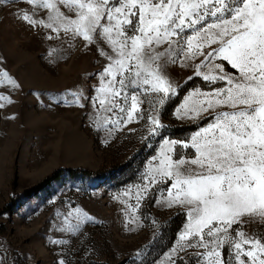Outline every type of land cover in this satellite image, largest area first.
I'll return each instance as SVG.
<instances>
[{
	"label": "snow or ice",
	"instance_id": "obj_1",
	"mask_svg": "<svg viewBox=\"0 0 264 264\" xmlns=\"http://www.w3.org/2000/svg\"><path fill=\"white\" fill-rule=\"evenodd\" d=\"M15 3L0 0L10 8ZM26 3L30 9L17 10V20L32 29L50 30L48 39L61 44L82 40L86 49L95 46L107 61L95 74L99 85L91 97L104 127L146 119L148 139L160 136L158 115L141 105L147 97L161 107L173 99L179 85L168 77V67L190 66L189 61L203 57L194 75L210 85L223 84L189 93L175 115L181 121L208 123L188 140L163 139L137 186L136 207L150 191L159 190L158 203L186 212L181 243L172 249L175 257L169 256L172 264H264V240L243 230L246 223L264 226V0ZM215 60L225 61L235 72ZM202 67L208 71L201 73ZM68 96L83 107L82 95L70 91ZM233 225H240L235 236ZM5 259L0 254V264Z\"/></svg>",
	"mask_w": 264,
	"mask_h": 264
},
{
	"label": "rangeland",
	"instance_id": "obj_2",
	"mask_svg": "<svg viewBox=\"0 0 264 264\" xmlns=\"http://www.w3.org/2000/svg\"><path fill=\"white\" fill-rule=\"evenodd\" d=\"M29 9L26 0H16L14 8L0 5V74L7 73L0 75V254L5 264H172L169 256L175 257L172 249L181 243L187 214L158 203L159 190L150 191L137 208V186L163 139L188 140L207 125L206 119L176 117L189 93L223 82L210 85L194 75L203 57L190 66L170 65L167 74L179 94L162 107L152 97L141 105L158 115L160 136L148 139L146 119L104 127L91 97L99 85L95 74L107 61L95 46L86 49L82 40L61 44L48 39L50 30L16 19L17 10ZM214 63L235 72L225 61ZM70 91L82 95L83 107L73 103ZM56 170L63 171L59 179L34 190ZM66 226L67 231L60 230ZM239 227L233 225V236ZM243 230L264 240L260 224L246 223Z\"/></svg>",
	"mask_w": 264,
	"mask_h": 264
},
{
	"label": "trees",
	"instance_id": "obj_3",
	"mask_svg": "<svg viewBox=\"0 0 264 264\" xmlns=\"http://www.w3.org/2000/svg\"><path fill=\"white\" fill-rule=\"evenodd\" d=\"M195 127H188V130H193ZM62 170H56L53 173H51L48 177H46L41 183H39L34 190H41L42 188H44L45 186L49 185L50 183L56 181L57 179L60 178L61 174H62ZM67 172L71 175L74 176L76 175V171L73 170H67ZM178 227H175L171 234L172 236H175V233L177 231Z\"/></svg>",
	"mask_w": 264,
	"mask_h": 264
}]
</instances>
